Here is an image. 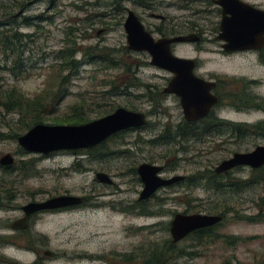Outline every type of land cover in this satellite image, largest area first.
I'll list each match as a JSON object with an SVG mask.
<instances>
[{
  "label": "rangeland",
  "instance_id": "1",
  "mask_svg": "<svg viewBox=\"0 0 264 264\" xmlns=\"http://www.w3.org/2000/svg\"><path fill=\"white\" fill-rule=\"evenodd\" d=\"M185 1L192 2H186L190 8L178 7L183 0H0L11 7L7 14L13 15L12 31L18 30L30 39L23 56L30 73L28 79L16 82L6 69L9 55L6 58L0 52V91L16 85L31 99L55 86L53 76L61 62L56 59L58 53L75 41L79 49L75 60L80 65L65 85L67 95L57 102L43 124L70 125L54 124L51 120L72 117L74 109L89 121L119 107L147 116L144 128L110 138L91 151H60L43 156L26 153L17 140L7 138L13 136L22 117L0 106V132L7 135L0 139V156L10 154L14 159L10 166L0 165V227L7 230L6 223L23 216L22 206L31 202L60 195L89 200L87 206L77 205L72 211L40 214L34 232L40 234L41 256L46 264H116L118 256L113 252L128 254L133 250L137 264H146L155 250L170 242L167 224L175 214H215L207 209L210 207L219 213L228 210L210 233L214 239L188 236L175 244L170 264H264V181L258 179L263 173L239 167L229 173L230 181L251 182L245 188L230 184L216 192L205 186L192 188L178 183L157 190L146 204H137L133 210L128 208L142 189L136 173L141 163L163 167V178L190 177L213 170L235 152H249L264 145V137L253 134L228 139L224 133L204 140L179 141L181 144L158 140L167 126L173 129L184 119L176 96L160 97L156 92H162L171 75L151 66L146 53L128 50L122 27L127 9L146 24L160 25L155 18L162 16L180 23L185 34L191 30L201 33L203 41L180 44L175 47V54L196 58V72L204 76L216 74L227 83L225 88L229 91H240L243 80H256L261 84H254L252 91L264 95V66L256 53L222 55L220 43L215 40L219 12H210L212 8L205 6L210 0ZM243 1L264 8V0ZM137 2L145 6L140 7ZM168 2L175 3V7ZM9 19L8 15L0 17L2 22ZM71 30L73 38L69 37ZM223 104L214 109L221 119L248 123L264 119L259 111L236 112L226 102V107ZM50 110L51 107L47 112ZM98 172L107 174L113 185L98 182ZM248 218L258 221L248 222ZM128 225L138 229L128 233ZM17 245L26 247L22 243ZM46 251L53 258H45ZM8 255L10 261L17 260L18 264H29L33 259L16 250H10Z\"/></svg>",
  "mask_w": 264,
  "mask_h": 264
},
{
  "label": "water",
  "instance_id": "2",
  "mask_svg": "<svg viewBox=\"0 0 264 264\" xmlns=\"http://www.w3.org/2000/svg\"><path fill=\"white\" fill-rule=\"evenodd\" d=\"M215 4L221 10L216 40L221 42V49L225 53L247 52L264 47V10L241 0H215ZM122 27L128 50L146 53L151 66L171 75L162 93L178 98L183 119L194 122L205 118L219 101L211 94L214 83L194 75V59L178 57L171 50L174 43H195L198 38L186 35L155 40L130 9L126 10ZM146 124L147 116L144 113L119 107L110 114L82 124H36L16 140L26 153L47 156L60 151L92 149L117 133L142 128ZM13 162L10 154L0 156V165L10 166ZM263 166L264 145H261L249 152L233 153L231 157L221 161L213 171L220 175L239 167L253 170ZM162 170L163 167L158 165L139 164L136 173L142 189L138 201L148 200L157 190L185 179L183 175L163 178ZM95 179L107 185L113 183L111 178L102 172L96 173ZM81 203V197L72 195H60L41 202L28 203L21 208L25 218L16 221L13 228L23 229L26 217L31 214L73 207ZM222 220L223 217L218 214L177 213L170 223L171 242L177 243L197 230L217 226ZM44 255L50 256L51 252L46 251Z\"/></svg>",
  "mask_w": 264,
  "mask_h": 264
},
{
  "label": "trees",
  "instance_id": "3",
  "mask_svg": "<svg viewBox=\"0 0 264 264\" xmlns=\"http://www.w3.org/2000/svg\"><path fill=\"white\" fill-rule=\"evenodd\" d=\"M138 5L142 7L145 6L144 4H142V2H139ZM21 6H23V2H21ZM10 9L11 7H8L3 2H0V17H4L6 15L10 17L9 21L7 22L0 21V52L3 53V55L6 58L7 55H9L10 57L9 67H6V69L10 73V75L15 79V81L19 82L28 79V77H30L29 70L24 65V61H23L24 59L23 56L26 53V47L30 39L28 35H23L18 30L12 31V27L13 24H15V22H13V15L7 14V11ZM76 9H81V7H76ZM27 20L28 19H25L24 21ZM6 26H9L10 29L8 28V30H5ZM69 37L70 38L74 37V32L72 30L69 32ZM77 50L79 49L76 46L75 41H71L69 45L64 47L58 53L56 59L60 60L61 62L59 65H57L54 72L53 80L55 86H51L50 88L45 89L44 92H42L41 94L29 99L19 91L16 85H12L0 91V106L6 112L18 113L22 117V119L17 122L19 127L17 128V130L13 132V136L7 137L6 134L0 132V139L7 137L8 139L16 140L20 134H23L24 132L28 131L34 125L40 123L43 124V122H47V118L49 115L48 113H51L57 102L61 101V99L65 97V95H67L65 85L68 82V79L74 75V72L78 69V66L80 65V62L75 60V55L78 52ZM111 61L112 63H115V60L112 59ZM66 70L70 72L69 75L62 74ZM156 92L159 94L160 97L163 96L162 92L160 91H156ZM148 98L149 100L156 101V99H152L151 97ZM50 107L51 110L47 112V109ZM110 112L111 111L107 112L106 114ZM213 120L214 119H212L211 114H209L204 119L199 121L198 122L199 124H197L196 122L189 123L185 120H182L181 123L174 126L173 129L167 126L166 129L161 134H159L158 140L164 141L165 144H171L174 142L181 144L180 142L187 143L196 137L203 136L207 133H211L214 129L218 132L226 131L227 129L226 126L228 125V122L221 123L220 121H213ZM51 121L54 124H82L88 122L89 120L85 117V115L82 112H79L76 109H74L72 117L66 115L63 116V118L52 119ZM215 125H217V128ZM127 131L129 130L117 133L113 135L111 138L117 137ZM104 143L94 148L101 147L104 145ZM181 147L183 151H187L185 150L186 148H184L183 146ZM92 149H88V150L91 151ZM134 171L135 169H133V172ZM230 172L231 171L217 175L214 173L213 170L200 171L190 177H185L184 181L180 182V184L183 185L186 184L188 185V187L191 186L192 188L205 186L209 190L220 192L221 190H224L226 186L229 187L231 185H235L234 187L237 186L238 188L241 187L245 188V185L247 186L248 183H251L248 181L232 183L230 181L232 178L229 177ZM252 172L264 174V166L259 169H253ZM258 179L264 181V176L260 175V178L258 177ZM207 209L210 212H215V214L221 215L223 217V220L225 218L226 212H228V210L225 211L223 210L219 213L213 207ZM247 221L252 222L258 220H256V218H248ZM193 235L198 239H204V238H208L209 240L214 239L210 235L209 231L205 232L204 230L196 231ZM170 254L174 255V247L172 245H169V248L164 249L163 251L161 249L159 250L157 249L152 253V256L150 257L151 260H148L146 264H164L167 262L170 264L172 260V256H170Z\"/></svg>",
  "mask_w": 264,
  "mask_h": 264
},
{
  "label": "flooded vegetation",
  "instance_id": "4",
  "mask_svg": "<svg viewBox=\"0 0 264 264\" xmlns=\"http://www.w3.org/2000/svg\"><path fill=\"white\" fill-rule=\"evenodd\" d=\"M51 1H54V0H51ZM199 1L200 0H195V3L196 2L199 3ZM241 1H243V0H241ZM186 2H188V1L183 0V5L178 6V7L180 9L190 8V6L186 5ZM243 2H245V1H243ZM137 3L139 4V2H137ZM191 3L192 2H188L189 5H191ZM246 3H248V2H246ZM248 4H250V3H248ZM167 5L175 7V3H173V2H168ZM207 5L212 8V9H210V12H212L213 10L215 12H219L220 18H221V12H220L221 10L215 4V0H210V2L206 3L205 6H207ZM250 5H252L255 8L264 10V8H260L259 6L255 5V4H250ZM140 7H142V6H140ZM146 7H148V6H146ZM136 15L139 18V20L141 21V23L143 24L145 30L148 33H150L151 36L155 40L163 39V38L171 39V38H175L178 36L193 35V37L198 38L195 43L203 41L202 34L195 31V30H191L190 33L185 34L184 31L181 30V26H180L181 24L176 22L175 20H169L168 18H165L162 16H156L155 19H157V20L159 19V22H160V25L156 26L153 24H146L145 22H143L142 19H140L138 14H136ZM218 25L219 24L216 23V28H215L216 32H217V30L219 31ZM215 40H216V36H215ZM217 42L220 43L219 47H220V53L222 55H225L228 57V56H231V55H234L237 53H241V52L225 53L221 49V42L220 41H217ZM180 44H186V43H174L171 45V50H172V53L174 55H176L174 52L175 47L179 46ZM254 51H257L255 53L257 55L259 62L261 63V66H264V47L261 49L252 50L251 52H254ZM247 52H250V51H247ZM178 57H180V56H178ZM182 58H185V57H182ZM194 60L196 62V66L194 69V75L197 77L203 78L206 81H210V82L214 83V87L211 91V94L216 96L219 101H218V104L215 105L211 109V111L209 113V114H211V116L215 115L214 109L215 108H217V109L221 108V106L219 104H221L223 102H224V104L222 105V107H226L225 106V102H226L228 104L227 107L231 108L232 110H234L236 112L249 113L251 111H259V112L264 114V95L256 94L255 92L252 91L253 85L259 84V83L261 84V82L256 81V80H243V86H242L240 91H235V90L229 91V89L227 90L225 88L227 83L224 80H222L219 76H217L216 74L207 73L206 76H204L202 74H198L196 72V70L199 69V63H198V60L196 58ZM231 83H232V81H231ZM163 95H165V94H163ZM212 119H214L213 121H220L221 123L228 122V125L226 126V128H227L226 131L225 132H218L214 129L215 131L213 130L211 133H207L203 136L196 137L195 138L196 140H204L205 138H209V137L213 138L215 136L223 135L224 133H226V136H227L226 138H228V139L245 137L246 135H250V134L264 137V119L259 120V121L254 122V123L228 121V120L219 118L217 115H215V117H212ZM201 120H199V121H201ZM199 121H194V122L199 124L198 123ZM189 123H193V122H189ZM215 126L217 128V125H215ZM111 185H113V184H110V186ZM138 196H139V194H138ZM87 201L89 202L88 199L83 198L82 203H81L82 205L81 204L80 205L81 206H85V205L87 206L88 205ZM147 202H148V200L138 201V198H137L134 203L132 202L130 205H128V208L130 210H133L137 204H146ZM80 205H78V206H80ZM78 206L58 209V210H54V211H44V212H38L35 214H31L28 217H26V220L24 221L25 225H24L23 229L13 228V224L16 221H21L22 219H24L25 218L24 214H23V216H21L19 218H14L12 220V222L6 223L5 228L7 230H4L3 227H0V264H18L17 260L10 261L9 255H8V252L10 250H12V251L16 250V251L21 252V253L29 254L31 257H33L32 261L29 264H46L45 259L42 258V256H41L40 234H37L34 232V225H35L36 220L42 216V215H40L41 213H47V212L63 213V212L72 211L75 208H77ZM170 223H171V221L167 224L168 229H170ZM215 227L203 228V229H200V231L204 230L205 232L209 231L211 233L212 229H214ZM136 229H138V226L128 225L126 228V231H128V233H131V232H134ZM197 231H199V230H197ZM195 232L191 233L188 236H192ZM169 234H170V232H169ZM9 235H11L12 238L9 237ZM184 239H182V240H184ZM179 242H177V243H179ZM18 243H22L23 245L26 244L25 249H22L21 247H19L17 245ZM177 243H172L170 240V242H167L162 246L161 250L163 251L164 249H168L169 245H172L174 247L175 244H177ZM117 253H119V252H113V254L116 257L118 256V260H117L116 264H137L138 257H137L135 250L130 251V253H128V254H125V253L117 254ZM91 257H93V256H90L89 258H91ZM96 257L102 259L104 256L97 255ZM45 258L51 259V258H53V254L51 253L50 256H45ZM164 264H169V263L167 262Z\"/></svg>",
  "mask_w": 264,
  "mask_h": 264
},
{
  "label": "bare ground",
  "instance_id": "5",
  "mask_svg": "<svg viewBox=\"0 0 264 264\" xmlns=\"http://www.w3.org/2000/svg\"><path fill=\"white\" fill-rule=\"evenodd\" d=\"M246 3V2H245ZM263 48V47H262ZM254 52H257V51H254ZM237 53V52H236ZM242 53V52H241ZM244 53V52H243ZM247 53V52H246ZM82 205V204H81Z\"/></svg>",
  "mask_w": 264,
  "mask_h": 264
}]
</instances>
